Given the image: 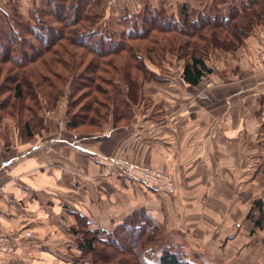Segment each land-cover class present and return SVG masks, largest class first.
Listing matches in <instances>:
<instances>
[{"label": "crops", "instance_id": "1", "mask_svg": "<svg viewBox=\"0 0 264 264\" xmlns=\"http://www.w3.org/2000/svg\"><path fill=\"white\" fill-rule=\"evenodd\" d=\"M244 1H214V10ZM260 49L264 15L239 48L214 52L212 72L195 86L182 80L183 61L167 57L161 73L149 67L160 81L145 83L126 117L106 114L82 133L66 126L58 100L31 138L0 129V228L32 233L0 264H90L78 247L84 232H112L138 211L168 232L197 233L214 247V263L264 264V227L255 225L264 214V72L253 67ZM117 155L168 173L175 194L107 169Z\"/></svg>", "mask_w": 264, "mask_h": 264}, {"label": "trees", "instance_id": "2", "mask_svg": "<svg viewBox=\"0 0 264 264\" xmlns=\"http://www.w3.org/2000/svg\"><path fill=\"white\" fill-rule=\"evenodd\" d=\"M55 3L58 10L49 8L50 11L43 12L41 17L33 15V19L35 22L39 18V24L50 23L51 19L62 22L60 24L65 26L61 33L54 31L51 38L49 35L43 37L37 33L38 29L32 27L26 31L27 35L34 34L38 42L39 39L45 40L42 50L30 46L26 52L20 44H25L26 39L16 29L5 33L0 30V47L4 41L10 43L8 47H3L0 62L12 58L19 61L20 67L25 68L27 64L33 67L36 62L42 66V70L33 67L9 77L15 83L11 98L16 104L30 98L28 105L18 103L21 109L25 106L24 114L19 113L23 118L20 120V131L24 140L31 138L40 129L39 111H52L57 101L65 97L67 86L71 90L65 114L69 129H80L83 126L97 129L110 111L116 118L126 117L130 102L133 103L140 97L143 85L150 81H160L158 73L146 64L145 56L148 59L150 53L165 61L167 55L174 54L177 60L183 61V82L191 86L197 85L204 76L212 72L207 62L214 52L225 53L239 48L244 38L261 23L264 15V0H247L228 6L224 12L215 9L209 14L189 10L184 4L179 7L177 16L162 15L145 7L143 15L130 19V23H127L130 26L115 41L113 33H100L96 28L103 17L106 0H56ZM58 12L62 14H57ZM148 18L150 22H162V26L145 28L143 25ZM189 28L193 30L187 31ZM49 30L53 28L48 29L47 33L51 32ZM168 34L173 35L169 37ZM61 42L77 47L79 53H69ZM55 47L63 51L65 58L59 56ZM13 49L17 55L10 57ZM32 53L34 57L29 55ZM45 56L50 58L46 59ZM88 56L91 57L90 60ZM53 64H57L59 69L56 70ZM49 77L56 78L58 88ZM22 88L29 91L25 93ZM1 107L0 105V109H5ZM76 108H81L84 114H71ZM255 204L260 208L262 202ZM255 225L259 229L264 227L263 213L258 215ZM155 230L154 220L145 212L138 211L112 232L85 231L78 247L85 255H93L90 264H136L137 253L140 251H144V255L149 257L154 256L151 249L144 248L150 242L153 243ZM124 239L129 244L126 249L123 242H120ZM139 262L148 264L141 259ZM157 264L194 263L187 262L184 257L165 248L158 257Z\"/></svg>", "mask_w": 264, "mask_h": 264}, {"label": "rangeland", "instance_id": "3", "mask_svg": "<svg viewBox=\"0 0 264 264\" xmlns=\"http://www.w3.org/2000/svg\"><path fill=\"white\" fill-rule=\"evenodd\" d=\"M23 1H24L23 3H20L22 2V0H0V23H3V24H0V30L4 31L5 33L7 31L16 29L18 34L23 39H26L24 40L25 44L20 43L21 48L26 52L27 50H29L28 48L30 46H33L35 49L42 50L43 46L45 45V40L39 39V42H38L35 40L36 36L34 34L32 36L28 33L27 35L26 31H28L29 27H32V28L38 29L37 33L42 35L43 37L45 35H49L52 38L53 34L56 31L61 33L64 30L63 26L65 25L64 24L61 25L62 22H60L61 24L58 22H55L54 19H51L50 23L39 24L38 22H40V19L36 18V21L34 22L35 16L38 15V17H41V14L43 12L50 11L49 8L50 9L54 8V10H58L55 6L57 5L55 3L56 0L55 1L54 0H23ZM214 1L218 3L221 0H195L193 3V6H189L188 4H186V2H179L178 0H176V2H171V3H168V1L165 2V0H106L103 17H101V19L99 20V24L96 25L97 26L96 28L98 32L100 33H107V34L113 33L114 40L118 41L119 36L122 33V31H124L126 27L130 26L129 24H127V23H130V19H132L133 17L135 18L139 15H143L145 7L147 8L149 7L155 13L159 12L162 15L174 14L175 16H177L179 7L185 4L187 5L189 10L195 11L197 13L204 12L205 14H209L210 12L214 10ZM57 14H62V13L58 12ZM57 17H60V16L57 15ZM124 21L126 22V24L124 23ZM150 21H149V18L146 19V22H145L146 24L143 26L145 28H148L151 26L159 28V26H162V22L159 23V21H152V22ZM52 28L53 30H49L51 32L47 33V30L52 29ZM186 30L190 32L191 30H193V28H189ZM8 34L11 36L15 35L14 33H8ZM171 35L173 34H168L169 37H171ZM66 36H68V34ZM9 44L10 43H8L7 41H4L2 43L3 46L0 47V54L3 52V47L4 48L8 47ZM61 44L65 50L69 51V53L70 51H75L76 53L77 52L79 53V51H77V47L73 45L70 46L66 42H61ZM54 49H56V51H59L60 57L65 58L63 51L60 50L59 47H55ZM15 55H17V53L15 49H13L10 57H14ZM29 55H32V57H34L33 53ZM174 56L175 55L171 53L170 55H167L166 58L172 57L175 60L176 56L175 57ZM45 58L49 59L50 56H45ZM90 59L91 57L88 56V60ZM35 61H38V60H35ZM145 61L148 67H150L151 69H156V71L157 72L159 71L160 73H161V70L164 68V66L166 67V63H168L167 59L165 61L164 58L161 59V58L155 57L153 53H150L148 55V59H147V56H145ZM179 61L182 62V60H179ZM19 65H20L19 61L18 60L14 61L12 60V58H10L9 61L6 60L4 62H0V105L3 108H5V109H0V129H4L5 131H7L8 129L14 128L17 134L21 135L22 133L20 131V128H21L20 120H22L23 118H22V115H20L19 113L24 114V110H23V108H25L24 105L30 104V100H28L30 98H28L27 100L25 99L22 103L20 101V102H17L16 104V101H14V99L11 98V96H13L14 94L13 87L15 83H12V79L9 77L19 75L23 71H29L33 67L36 69L42 70V66L40 65L39 62L34 63L33 67L28 66L29 64H27L25 68L20 67ZM53 67L56 70L59 69V66H57V64H53ZM88 74L90 75V73ZM49 79L52 82L54 81L56 88H58L59 85L58 83H56L57 82L56 78L49 77ZM143 87H145V84L143 85ZM65 90H66L65 97L64 98L62 97L59 99L60 100L59 105L61 106L63 105V107L65 105L64 113L66 114L67 101H70L71 99V95H70L71 90L69 86H67ZM22 91L27 93V91L29 90L22 88ZM141 92L142 93H140V97L143 95V89L141 90ZM18 103L20 104L24 103L22 109L19 107ZM80 109H77V108L74 109L71 112V114L72 113L84 114V112H82V110ZM44 113L45 112H43V110L39 111V116H41ZM110 115H112L111 111L110 113H107V116H110ZM64 118L66 120L67 116L65 115ZM80 130L82 131V133H86V131L89 129L83 126V127H80ZM175 192H176V185L174 184V194ZM203 218H204L203 221H206V219H209V218L213 219L214 217H203ZM154 225H155L156 230L153 236V243L150 242L149 244L145 245V248H144V249H151V252L154 254V256L149 257L147 255H144V251H140V253L139 252L137 253L138 260L136 261V264H140L139 262L140 259L143 260L144 262H147L148 264H157L158 257L160 256L163 249L165 248L169 250V252H172L176 255L184 257L189 263L218 264L217 262L214 263V247H211L210 243H208V245L202 244L204 242L200 241V237H197L198 236L197 233L186 236L185 231H176V230L171 231L170 230V232H168L164 230L162 227H160V224H158V222L156 221H154ZM120 242H123L125 249L128 248L129 244L126 239ZM91 255H90V258L92 259L93 255L92 256ZM114 263H118V262H114ZM114 263H111V264H114Z\"/></svg>", "mask_w": 264, "mask_h": 264}, {"label": "built area", "instance_id": "4", "mask_svg": "<svg viewBox=\"0 0 264 264\" xmlns=\"http://www.w3.org/2000/svg\"><path fill=\"white\" fill-rule=\"evenodd\" d=\"M253 67L256 72H264V49L257 52L253 59ZM205 78L206 76L202 79ZM106 168L112 172L117 171L126 179L146 189L154 190L160 195L174 194V183L170 175L121 155L109 158ZM31 237L32 233L26 230L4 231L0 228V256L13 255Z\"/></svg>", "mask_w": 264, "mask_h": 264}]
</instances>
